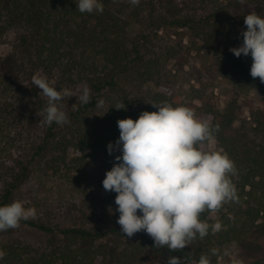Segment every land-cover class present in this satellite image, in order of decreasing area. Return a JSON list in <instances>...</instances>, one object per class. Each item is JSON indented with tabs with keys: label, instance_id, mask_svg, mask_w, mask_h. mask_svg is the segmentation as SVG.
I'll return each mask as SVG.
<instances>
[{
	"label": "trees",
	"instance_id": "1",
	"mask_svg": "<svg viewBox=\"0 0 264 264\" xmlns=\"http://www.w3.org/2000/svg\"><path fill=\"white\" fill-rule=\"evenodd\" d=\"M194 1L203 11H212L217 21L210 24L209 19L203 20L202 31L211 26L218 29L221 21L245 29L248 12L240 22L225 12L226 8H240L239 0H227L228 7L219 6L220 0ZM102 3V13H81L76 0H0V206L15 201L16 192L33 176L60 181L83 194L85 200L90 198L82 206L85 210L95 201L98 204L100 196L87 187H103L105 177L100 170L90 174V168L99 164L109 171L116 163L109 158L108 145L119 139L117 121L136 120L143 111H158L152 103L182 105L178 97L163 92L133 95L125 84L132 79L160 85L159 62L150 55L162 30L194 29L197 22L186 7L176 0H140L139 5L129 0ZM256 3L257 12L264 17V0ZM244 61L251 69V55L244 56ZM38 71L55 80L57 90L68 88L79 95L88 86L92 101L83 105L77 97H66L61 104L70 123L42 122L38 112L47 106V97L32 83ZM101 99L104 107H95ZM117 103H124L125 109L114 108ZM187 106L201 119L210 120L213 127L219 125L213 137L237 170L231 179L239 201L225 204L217 219L208 211L200 217L209 224L221 221L220 232L213 235L209 231L202 240L197 234L191 245L172 252L156 248L141 231L118 249L97 245L105 238L122 236L117 227L100 232L85 228L89 221L60 227L35 217L21 220L20 226L43 233L46 246L36 248L18 240L0 244L7 253L0 264H167L169 256L190 264L201 254L219 264L224 248L233 242L245 243L255 229L264 227V144L244 140L235 128L234 116L222 113L210 101ZM105 194L108 198L117 195L106 190ZM82 213L87 220L88 215ZM16 230L0 231V236ZM212 249L217 255L212 256Z\"/></svg>",
	"mask_w": 264,
	"mask_h": 264
},
{
	"label": "clouds",
	"instance_id": "2",
	"mask_svg": "<svg viewBox=\"0 0 264 264\" xmlns=\"http://www.w3.org/2000/svg\"><path fill=\"white\" fill-rule=\"evenodd\" d=\"M139 5L140 0H129ZM81 13L103 12L102 0H76ZM244 4L245 0H239ZM246 31H242L243 43L231 48L236 57L251 55L250 74L264 83V17L256 12L245 16ZM32 83L47 97V106L38 112L42 122L63 125L70 123L61 102L66 97H77L78 102L88 105L91 90L84 86L79 95L68 88L57 90V82L42 76L38 71ZM103 99L95 107L103 108ZM158 111H143L139 118L117 121L120 130L115 144L109 143L108 152H122L115 157L116 163L106 172L103 188L117 193L115 211L122 233L132 237L144 231L156 248H168L172 252L184 250L197 238L202 240L209 231L213 235L223 228L217 220L209 224L201 220V214L218 212L230 202H238L237 188L231 176L236 175L234 161L223 150L206 151L202 145L211 141L219 125L213 127L210 120L201 119L193 108L173 106L162 101L152 103ZM75 106V105H73ZM124 103L114 108L125 109ZM109 211L113 210L109 208ZM35 207H25L20 200L0 206V231L15 229L21 220L35 218ZM232 217H230L231 219ZM212 256L217 250H211ZM231 256L227 250L223 253ZM7 253L0 249V260ZM167 264H185L176 256H169ZM190 264H212L210 256L201 254ZM231 264H244L243 259L232 257Z\"/></svg>",
	"mask_w": 264,
	"mask_h": 264
},
{
	"label": "rangeland",
	"instance_id": "3",
	"mask_svg": "<svg viewBox=\"0 0 264 264\" xmlns=\"http://www.w3.org/2000/svg\"><path fill=\"white\" fill-rule=\"evenodd\" d=\"M219 2V6L228 7L227 0ZM176 3L186 7L187 12L196 20L194 29L171 28L160 32L150 55L159 62L160 85L151 80L141 82L131 79L126 82L125 87L132 91L133 95L163 92L176 96L184 106L201 105L204 101H210L222 113L228 112L234 116L235 128L244 136V140L251 138L261 146L264 144V83L251 76L243 54L236 57L230 51L231 48L242 45L241 33L247 30L246 27L240 29L221 21L218 29L211 26L202 31L203 20L209 19L210 24L217 23L214 13L203 11L194 0H176ZM257 7L256 0H245L237 10L226 8L225 12H229L236 22H240L246 12L259 14ZM202 147L206 151L220 150L214 138ZM117 155L119 152L114 151L109 156L110 160L116 162ZM99 170L105 177L107 171L102 170L99 164L90 168V174ZM87 188L94 196H100V201L98 204L95 201L86 210L82 206L90 198L85 200L83 194L60 181L40 180L37 176L31 177L19 188L15 200L22 201L26 208L35 207L36 217L52 225L68 227L89 221L85 228L105 232L117 227L122 232L117 223L119 212L115 211L118 207L115 197L108 198L103 187L90 185ZM109 208L113 211L110 212ZM82 211L88 215L87 220L81 217ZM219 216V211L210 214L213 219ZM142 232L154 242L146 232ZM130 239L123 234L115 239L100 240L97 245L110 244L121 249ZM12 240L36 248H44L47 244V237L43 233L28 226H19L12 234L0 236V244ZM225 250L229 251L231 256H225ZM232 257L243 259L244 264H264V227L255 229L245 243L233 242L224 248L218 263L231 264Z\"/></svg>",
	"mask_w": 264,
	"mask_h": 264
}]
</instances>
